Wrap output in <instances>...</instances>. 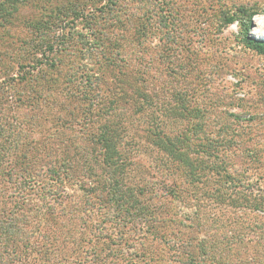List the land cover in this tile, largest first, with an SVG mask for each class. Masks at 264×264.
Wrapping results in <instances>:
<instances>
[{
  "label": "rangeland",
  "instance_id": "374dc122",
  "mask_svg": "<svg viewBox=\"0 0 264 264\" xmlns=\"http://www.w3.org/2000/svg\"><path fill=\"white\" fill-rule=\"evenodd\" d=\"M67 1L71 0L58 3ZM102 1L106 6L107 1ZM124 1L129 16L145 18L151 26L142 43L132 41L135 27H117L119 15L114 20L106 15L110 28H105L100 13L92 7L85 12V16H92L87 18L89 22L95 20L93 16L98 18L100 24L95 29L101 30L103 37H111L124 47L119 52L121 60L117 61L115 54H102L95 36H79L78 31L86 34L85 22L69 18L56 36L74 43L60 47L57 68L36 82L13 86L5 78L20 75L21 66L29 65L30 60L10 59L8 39H22L28 33L22 28L21 17L39 19V9L46 6L49 12L57 0H46L47 5L38 7L23 6L15 23L2 32L6 35L3 40L0 33V121L7 120L10 128L23 132L28 149L35 153L33 173L41 175L40 170L66 159L67 176L58 174L64 184L60 190L65 189L76 200L84 196L82 190L98 189L106 176L115 173L102 161L93 137L108 118L114 124L121 122V149L128 158L126 170L117 169L121 187L147 183L158 187V183L173 182L188 194L181 204L170 198L157 200L156 218L175 222V226L161 223V231L176 235L179 223L184 222L188 224L183 225L184 234L215 247V253L221 251L223 257H216L224 264H264V52L247 42L264 43V0ZM166 16L174 18L175 33L161 26ZM229 18L234 22L229 24ZM128 79L140 84L138 95L145 101L139 107H133V101L138 103L140 98L122 84ZM138 108L142 113L135 116L133 109ZM151 121L154 128L179 137L185 149L181 159L193 161L194 169L176 159L173 169L171 162L157 155V148L141 140L136 124L147 130ZM1 183L0 175V213L7 203ZM29 203L30 208L35 207L33 201ZM74 205L68 203L66 210L56 215L51 230L60 235L54 240L49 233L55 245L52 260L61 259L62 251L68 253L75 247L83 231L78 220L67 223L64 213L75 209ZM91 222L101 225L99 218ZM70 228L75 235H68L67 245L64 234ZM44 231H49L47 225ZM32 241L48 244V239L41 237ZM162 247L150 245L153 251ZM25 251L22 260H17L20 263L14 261L11 251L5 252L3 264H48L45 249L41 248L39 256ZM163 255L166 262L173 261L166 245ZM107 264L130 262L119 256Z\"/></svg>",
  "mask_w": 264,
  "mask_h": 264
},
{
  "label": "trees",
  "instance_id": "16d2710c",
  "mask_svg": "<svg viewBox=\"0 0 264 264\" xmlns=\"http://www.w3.org/2000/svg\"><path fill=\"white\" fill-rule=\"evenodd\" d=\"M84 1L86 2L71 0L66 3H58L57 0V6L49 12L46 11V6L39 9L42 13L39 19L21 17L22 28L26 29L28 33L22 39L9 38L10 48L8 51L11 53H8L10 59L30 60V64L21 66L20 75L17 74L11 79L5 78V81L10 80V84L13 86L19 85V83L29 84L38 81L40 77H44L49 70H55L57 68L56 56L60 54V47L74 43L73 39H60L61 36H56L57 30H63V25L69 18L85 22L83 28L85 27L86 34L78 31L79 36H85L84 39L88 36H95L102 54L105 56H108L109 53L115 54L116 60H121L119 52L124 50V47H120L111 37H103L100 33L101 30L95 29L100 23L96 20L98 19L96 16H93L95 20L92 22L87 20L88 17H92L91 14L85 16L88 7H92L103 16L101 19L105 28H110L107 18H105L106 15L113 20L116 15H119L116 24L120 30L122 27H135L132 41L142 43L145 40L147 30H150L151 26L145 18L135 20L134 15L129 16L126 9L127 5L124 3L126 1L106 0V6L102 5V0ZM45 3L46 0H0L1 40L6 37L2 32L15 23L14 19L19 15L18 12L23 6L34 5L38 7ZM169 10L172 11L173 9ZM172 15L175 16V14ZM228 20L229 24L234 22L233 18ZM173 22L174 18L170 20L169 16H166L164 20H161V26L175 33V23ZM17 28L20 27L17 26ZM247 42L257 50L264 52V43L254 39H248ZM172 45L175 50V41ZM64 51L63 49L62 52ZM168 51L169 49H166L165 54ZM3 58L5 55L2 56ZM170 62L175 63V59H170ZM169 74L175 75L173 71H169ZM138 80L141 79L138 77ZM129 81L130 79L124 80L122 84L129 91H133V96L136 95L140 98L138 95L140 84L136 86ZM171 81L175 82V80ZM169 89L167 92L169 91L170 94L171 90ZM171 96L175 98L174 94ZM140 100L138 103L133 101V107H139L145 101L144 98H140ZM133 111L135 116L142 113L140 108L133 109ZM184 112H187L186 108ZM86 113L89 111L86 110ZM140 125L136 124L135 126V132L140 130V135H137L144 142L157 148V155H162L166 161L171 162L170 167L175 168L176 159L185 167H189L190 170L194 169L193 161L181 159L185 154V149L184 143L178 141L179 137H176L175 134L164 133L159 126V128H154L152 121L147 130ZM93 139L100 147L102 161L108 169H115V173L106 176V180L99 184L98 189L82 190L81 193L84 196H80V200H76L73 194H66L65 189L60 190L64 184L59 180L58 174L63 173V176H67L66 159L57 160L51 163L49 168L40 170L41 175L33 173L35 153L28 149L27 141L23 138V132L20 128H10L7 120H3V123L0 121L1 187L7 199V203L4 204L0 213V264H3L2 257L5 252L11 251L14 254V261H17L21 256H25L23 255L27 253L25 250L30 251V254L39 256L42 252L41 248L45 249L48 255V258L45 259L48 264H69L74 260L73 264H107L110 259H119V256H122L123 259L127 258L130 264H149V262L160 264H224L220 258H217L223 257L221 251L218 250V253H215V247L209 248L204 241L196 238L194 240L193 237H187L185 235L187 233L184 234L183 225L188 226V224L180 222L176 235L168 230L165 232L160 230L159 225L161 223L170 222L175 226V222L167 221L162 217L161 219L156 218L159 208L157 200L170 198L181 204L180 200L188 196L183 189L175 187L173 182L172 185L161 182L158 183V187L149 183L138 187H121L122 184L118 180L117 172L121 168L126 170V160L128 159L121 149L124 141L121 122L118 121L114 124L108 118L105 123H101ZM159 191L162 195L158 194ZM75 192L79 194L77 190ZM33 197H35L34 200ZM30 201L34 202L35 207L30 208ZM38 202L42 205L40 206ZM70 202L76 203L77 206L74 205L76 206L75 209L64 213H67V223L78 220V223L81 224L80 229L83 231L80 233L78 241L75 243L72 241L75 247H71L68 253L62 251L60 253L61 259H57V257L52 260L53 257L51 256L55 255V245H52L49 233L53 234L52 239H58L60 233L51 230V228H54L58 212H64L65 206ZM36 207L38 208L37 211H35ZM29 208L30 214L27 213ZM31 210L34 211V214L31 213ZM82 215L86 220H83ZM96 218H99L101 225L91 222V219L95 220ZM185 219L189 220L187 217ZM191 223L194 224L192 221ZM45 225L49 230L47 232L44 231ZM32 227L34 228L32 229ZM64 235L66 236L65 243L68 245L70 243V241L67 242L68 235L71 237L75 233L70 228L66 230ZM38 237L43 240L48 239V244L43 245L40 242L32 241ZM151 243L163 247L153 251L150 248ZM165 245L171 257L170 261L173 260L172 262L164 260L163 249ZM66 250L68 249L66 248Z\"/></svg>",
  "mask_w": 264,
  "mask_h": 264
}]
</instances>
